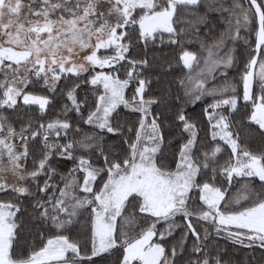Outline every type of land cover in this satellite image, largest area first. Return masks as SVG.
<instances>
[{
    "label": "snow or ice",
    "instance_id": "6c2138e0",
    "mask_svg": "<svg viewBox=\"0 0 264 264\" xmlns=\"http://www.w3.org/2000/svg\"><path fill=\"white\" fill-rule=\"evenodd\" d=\"M165 36L175 63L149 55ZM57 92L70 103L55 118L22 110L47 115ZM234 123L264 140V0H0V192L15 197L0 200V264H232L221 240L264 264V146H242Z\"/></svg>",
    "mask_w": 264,
    "mask_h": 264
},
{
    "label": "trees",
    "instance_id": "16d2710c",
    "mask_svg": "<svg viewBox=\"0 0 264 264\" xmlns=\"http://www.w3.org/2000/svg\"><path fill=\"white\" fill-rule=\"evenodd\" d=\"M210 16L215 19L217 18L218 14L213 12V13H210ZM164 41H165L164 44H161L159 40L155 44H150L149 49H148L149 55L151 56L153 54L160 55L162 53H168L172 62L175 63L177 53L179 52V48L169 46L167 44V36L164 37ZM189 50L199 51V44L193 41V43L189 46ZM247 50H248L247 46H245L243 44V41H241L237 46V52H236L238 62L242 63V61L246 58ZM142 53H143L142 47L137 48L133 51L134 56L138 54H142ZM185 73H186V69H181L180 67H177V70L174 73V75L182 76ZM234 78L238 79L236 65H234L231 69L228 70L227 79L233 80ZM221 82H222V79L218 75L216 83L219 84ZM241 88H242V85H241ZM85 91H89V89L82 88L81 96H83V93ZM128 91L130 92L131 89H129ZM88 99L89 101H91L92 96L89 95ZM69 103H70L69 101H67L59 92H57L54 98V102L52 103L51 107L47 110V115L41 117L38 106H33L30 109H22V110L30 112L35 120L43 119L45 122H47L48 119L55 118L57 115H60L62 105L69 104ZM204 103H211V99L210 98L205 99ZM204 103L198 102L196 105L189 106L188 111L190 113L200 114V118L198 122L199 126L202 128V131L200 132V137L202 141H205L207 143V141L210 139L211 129L209 125L207 124V118L202 115V108L204 106ZM120 113L122 116L126 117L130 121H134L136 119V115L132 113L131 110L123 108V106H121ZM8 114L10 118L14 116V114L11 113L10 111ZM84 115L85 116L87 115V109H84ZM68 118L72 121L74 126L77 123H79L81 128H83L85 131L93 130L89 126L84 125L82 121L78 118L75 112H70L68 114ZM233 119L234 121H238L240 117L239 115H237ZM18 126L19 125L17 124V127ZM256 127L258 126H253L252 128H248V125H241L238 123H234L232 129L230 130H232L233 132H237V131L240 132V136H241L240 144L242 146H247L253 152H258V150H260L261 147L264 146V140H262V137L260 136L259 132L256 131ZM246 128L248 129L247 131H245ZM164 131H165L166 137L170 135H176L175 128L171 130L166 128ZM70 135L72 134L70 133ZM217 140L218 142L221 143L222 146H224V141H220L218 138ZM178 142L179 141H177L176 143ZM175 146L176 144L174 143L172 147L175 148ZM30 147H31V144H30ZM209 147H211V145H209ZM229 152H230V149L225 148L224 154L220 157L221 163H223L225 160L228 159ZM52 163L61 172H65V173L73 166V162L71 160H68L66 158H62L59 156L55 157ZM27 165L29 168H31V165H32L31 158L28 159ZM77 177L82 180V175L80 173H77ZM57 181H59V176H57ZM234 183L237 184L238 186L240 183H243V181L237 180V181H234ZM257 187H259L258 184H257ZM8 199L14 200L15 197L11 193L5 194L4 192H0V200H8ZM28 203L29 201L25 199L24 205H27ZM30 214H31V209H29V212L23 213V219H24V225H23L24 233L23 234L29 241L36 238V229L30 221ZM176 235H179V233L177 232ZM36 244L37 245L39 244L38 238L36 239ZM189 244H191V241H189ZM220 245H221V250L226 249L225 258L230 259L232 261V264H262V261H261L262 250L258 246H253L252 248H246L242 245L233 244L231 241H224V240L220 241ZM119 255H120L119 252L114 253L111 257H108V259L115 261Z\"/></svg>",
    "mask_w": 264,
    "mask_h": 264
},
{
    "label": "rangeland",
    "instance_id": "374dc122",
    "mask_svg": "<svg viewBox=\"0 0 264 264\" xmlns=\"http://www.w3.org/2000/svg\"><path fill=\"white\" fill-rule=\"evenodd\" d=\"M205 99H207V97ZM217 138L219 139V137H217ZM17 143L19 144L18 140H17Z\"/></svg>",
    "mask_w": 264,
    "mask_h": 264
}]
</instances>
